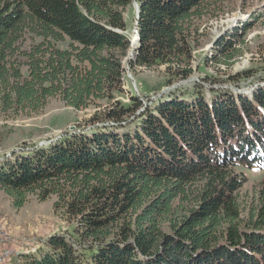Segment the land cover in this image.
<instances>
[{
  "label": "trees",
  "instance_id": "trees-1",
  "mask_svg": "<svg viewBox=\"0 0 264 264\" xmlns=\"http://www.w3.org/2000/svg\"><path fill=\"white\" fill-rule=\"evenodd\" d=\"M135 1L131 68L189 77L197 26L225 0ZM132 2L0 0V117L36 115L51 99L77 111L111 102L92 118L100 125L0 161L15 209L55 197L73 225L26 264H264V176L241 193L244 175L264 172V87L209 99L198 88L136 116L138 98L118 99ZM231 45L216 44L218 63L238 57Z\"/></svg>",
  "mask_w": 264,
  "mask_h": 264
},
{
  "label": "rangeland",
  "instance_id": "rangeland-1",
  "mask_svg": "<svg viewBox=\"0 0 264 264\" xmlns=\"http://www.w3.org/2000/svg\"><path fill=\"white\" fill-rule=\"evenodd\" d=\"M137 7L133 0L124 13L127 34L132 40ZM216 9L219 14L202 21L192 37L191 75L186 79L174 78L164 65L131 68L129 61L134 56L129 58L132 48L128 51L122 60L125 94L118 99L128 103L131 97L138 98L136 116L144 114L159 100L184 97L198 88L209 99L213 91L221 90L251 97L254 91L264 87V0H225ZM219 43H231L238 50V57L229 67L218 63L222 57L215 46ZM110 106L111 102L103 101L77 111L59 99H51L36 115L7 120L0 117V161L11 152L21 150L23 145L46 144L65 134L98 126L101 121L92 122V118ZM263 176L264 172L244 175L242 195L250 196ZM54 201L55 197L39 201L36 196H30L23 207L15 209L8 196L0 191L2 233L11 239L8 245L19 250L11 253V259L4 264H26L29 256H39L45 250L44 244L54 234L71 238L73 225L55 213ZM3 246L4 243L0 244V248Z\"/></svg>",
  "mask_w": 264,
  "mask_h": 264
},
{
  "label": "built area",
  "instance_id": "built-area-1",
  "mask_svg": "<svg viewBox=\"0 0 264 264\" xmlns=\"http://www.w3.org/2000/svg\"><path fill=\"white\" fill-rule=\"evenodd\" d=\"M11 239L7 238V234L2 233V224H0V244L4 243L5 246L0 248V264H4L11 259V253H17L19 250L10 247L8 244Z\"/></svg>",
  "mask_w": 264,
  "mask_h": 264
},
{
  "label": "water",
  "instance_id": "water-1",
  "mask_svg": "<svg viewBox=\"0 0 264 264\" xmlns=\"http://www.w3.org/2000/svg\"><path fill=\"white\" fill-rule=\"evenodd\" d=\"M137 14H138V7H137ZM138 16V15H137ZM134 34L136 33V39L135 40H132L131 38H130V43H131V48H132V54H130L129 55V58H132L133 56H135L136 55V51L138 50V48H139V44H138V41H139V36H138V31H137V28H135V30H134V32H133ZM49 143V142H48ZM44 143H42V144H40V146L41 145H43Z\"/></svg>",
  "mask_w": 264,
  "mask_h": 264
},
{
  "label": "bare ground",
  "instance_id": "bare-ground-1",
  "mask_svg": "<svg viewBox=\"0 0 264 264\" xmlns=\"http://www.w3.org/2000/svg\"><path fill=\"white\" fill-rule=\"evenodd\" d=\"M136 39V33H135V37H134V39L133 40H135Z\"/></svg>",
  "mask_w": 264,
  "mask_h": 264
}]
</instances>
